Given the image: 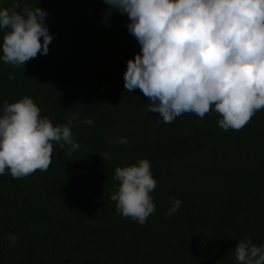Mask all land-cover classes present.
Listing matches in <instances>:
<instances>
[{"label": "trees", "instance_id": "16d2710c", "mask_svg": "<svg viewBox=\"0 0 264 264\" xmlns=\"http://www.w3.org/2000/svg\"><path fill=\"white\" fill-rule=\"evenodd\" d=\"M19 2L47 11L53 39L23 67L0 59V112L28 96L54 125L75 114L80 148L69 156L54 144L47 171L0 175V264H236L239 240L264 244V109L239 131L220 128L214 110L165 124L139 89L124 87L127 60L140 51L126 15L112 9L104 22L103 0ZM142 158L157 181L143 225L110 199L115 168ZM172 198L182 203L169 216Z\"/></svg>", "mask_w": 264, "mask_h": 264}, {"label": "clouds", "instance_id": "9594fccd", "mask_svg": "<svg viewBox=\"0 0 264 264\" xmlns=\"http://www.w3.org/2000/svg\"><path fill=\"white\" fill-rule=\"evenodd\" d=\"M108 8L126 15L127 31L140 51L127 60L124 87L139 89L148 99L146 112L159 113L165 124L185 113L203 118L210 111L221 117L225 131L244 128L264 109V0H103ZM19 9V10H18ZM47 11L39 6H20L12 0L0 8L3 30L0 59L23 67L38 54L47 55L53 37L45 23ZM12 75L9 79H13ZM75 114L66 124L54 125L28 96L5 102L0 112V175L8 170L14 179L37 170L47 171L53 145L67 154L80 144L72 132ZM85 124L92 126L91 119ZM121 137L117 144H127ZM107 153L104 159H108ZM151 163L139 159L116 167L119 186L110 199L117 212L143 225L155 211L151 193L157 185ZM181 201L172 198L171 216ZM7 239L15 243L17 237ZM236 264H264V244L248 237L234 247Z\"/></svg>", "mask_w": 264, "mask_h": 264}]
</instances>
